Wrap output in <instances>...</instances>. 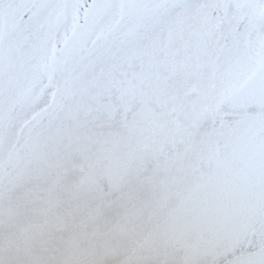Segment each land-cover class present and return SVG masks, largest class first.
<instances>
[{"label":"snow or ice","instance_id":"1","mask_svg":"<svg viewBox=\"0 0 264 264\" xmlns=\"http://www.w3.org/2000/svg\"><path fill=\"white\" fill-rule=\"evenodd\" d=\"M0 264H264V0H0Z\"/></svg>","mask_w":264,"mask_h":264}]
</instances>
